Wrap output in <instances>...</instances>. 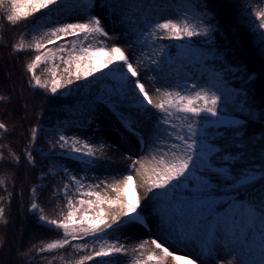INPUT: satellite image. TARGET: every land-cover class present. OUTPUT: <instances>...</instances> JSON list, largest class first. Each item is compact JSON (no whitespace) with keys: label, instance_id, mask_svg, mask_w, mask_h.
Wrapping results in <instances>:
<instances>
[{"label":"snow or ice","instance_id":"6c2138e0","mask_svg":"<svg viewBox=\"0 0 264 264\" xmlns=\"http://www.w3.org/2000/svg\"><path fill=\"white\" fill-rule=\"evenodd\" d=\"M261 2L264 3V0ZM84 3L86 7L91 6V0H84ZM64 5L65 0H0V17L5 18L9 25L15 26L32 18L31 29L42 32V35L34 36L30 43H26L21 37L13 45L14 53H36L31 62L26 64L30 87L58 96L65 91L70 93L80 81L90 82L89 78H95L98 73L115 81L108 89L107 103L113 106V114L117 115L126 130L135 132L136 125L142 119L155 117L147 138H139L146 145L150 143L154 151L145 162L134 161L131 168L135 169L139 164V174L144 178L145 190L150 194L148 199L153 204L162 230L177 244H196L202 255L210 256L227 247L230 254L234 252L238 257L237 264H252L240 259V253L250 254L251 246L257 238L264 249V187L257 189V185L264 182V165L259 169L246 165L238 169L236 166L242 165L249 158L248 149H255L256 145L260 147V158L264 159V136L257 139L246 135L250 121H264V111L257 116L252 105L244 100L242 103L238 102L240 112L246 114L242 119L219 120L222 95L218 93L222 90L214 83L210 87H198L194 83L190 86V94L161 91L160 87H154L153 91L160 93L159 99L154 102L141 73L122 47H109L103 40L98 41L99 46L95 47L91 43H84L90 37L110 39L99 16L77 9L82 14L71 22L60 21L50 25L40 23L50 13L61 12ZM200 7L206 9L207 5ZM196 15L200 17L198 23H192L187 18V13H184L182 19L163 18L147 24L145 31L148 36L144 37L141 32V37L151 38L153 42L207 37L211 42L219 31L218 26L204 24L209 15L207 11ZM252 15L259 22L255 27L260 30L261 42L264 43V9L255 11ZM50 45H54L55 49ZM160 55L163 56L164 53L161 52ZM41 64L52 65L50 80H42L37 75V68ZM61 64L64 65L65 75L58 78ZM151 65L156 67H150ZM160 65V60L154 55L150 56L143 64L145 75H148L149 70L157 72ZM255 78L254 73L248 74L249 81ZM152 79L154 77H148V84ZM7 99L9 98L0 95V101ZM124 105L127 107H121ZM117 108L121 109L118 113L115 111ZM211 117L217 118L212 121L213 124H224L230 129L233 138L231 147L236 149L235 152L207 143L206 137L197 138L202 121ZM8 131L7 124L0 122V138ZM39 131V126L31 129L29 147L23 153L33 167L36 165V157L31 148L34 147ZM57 144L60 149L66 150L65 155L69 159L75 156L78 164L92 167L102 159L97 156V151L102 153L103 145L98 148L87 140L76 137L69 139L65 135L59 136ZM4 147L0 145V148ZM9 157L17 165L20 163V157L14 152H10ZM210 158L211 161L218 158L223 166L214 167ZM5 159L4 153L0 151V162ZM63 171L68 178V183L62 185L66 212L62 209L58 219H50L43 214L44 209L35 202L36 189L32 188L34 199L29 211L39 213L38 220L41 224L50 226V230L62 232L61 239L46 244L41 242L43 246L36 248V251L43 254L71 247L88 253L76 260L75 264H88L96 258H101V264H108L104 258L127 255V248L113 234L147 224L144 219V208L147 205L142 206L141 198L133 187V175L127 174L113 184L104 181L85 183L86 177L69 175L67 168ZM209 173L214 174L215 179L223 180L233 193L226 200L216 199L214 193L217 185L212 182ZM101 185L103 192L96 191ZM0 187L7 191L4 178H0ZM73 188L79 194L78 198L74 199L73 195H69ZM2 202L0 198V203ZM5 215V208L0 206V223L6 225ZM109 236L112 237L111 240L105 239ZM148 243L149 241H144L134 251H141ZM150 243L154 246L153 250L146 259L141 258L142 252L141 256L134 257L135 264H168L169 260L173 264H197V260L192 259L190 254L179 255L171 251L170 247L174 245L165 246L157 238L151 239ZM258 264H264V253Z\"/></svg>","mask_w":264,"mask_h":264},{"label":"trees","instance_id":"16d2710c","mask_svg":"<svg viewBox=\"0 0 264 264\" xmlns=\"http://www.w3.org/2000/svg\"><path fill=\"white\" fill-rule=\"evenodd\" d=\"M181 1L191 3L202 12L207 11L208 25L215 24L219 28L212 38V48L215 49L213 56L202 64L187 66L186 70L191 76L187 81L197 84L198 87H210L212 78H215L214 74L218 72L227 79L228 85L218 93L222 95L220 109L224 108L228 114L242 119L246 114L240 112L238 102L247 100L259 116L260 112L264 111V43L261 42L260 31L255 29V24L259 22L254 19L252 13L264 9V3L261 0ZM96 4L97 0H91V6L86 7L84 0H66L63 11L75 12L77 9L87 11ZM200 5H207V8ZM50 15L51 13L40 23L50 25L48 22ZM31 20L32 18L11 26L5 18L0 17V95L9 98L0 101V122L7 124L9 129L7 133L2 134L3 138H0V145L5 146L0 148V151L6 157L5 161L0 162V178H4L7 185V191L0 187V198L3 201L0 206L5 208L7 220L6 225L0 223V264H75L76 260L88 253L76 251L71 247L43 254L36 251V248L43 244L61 239L62 233L50 230L38 220L39 213L29 211L34 199L32 188L36 189L35 202L44 209L43 214L48 218L58 219L62 209L66 212L62 185L68 183V178L63 171L64 164L54 155L65 153L66 150L59 148L54 134L65 129L70 121H79L82 113L87 111L86 103L94 107V102L102 97L104 87L112 86L113 82L106 76L89 78L90 82L80 81L73 86L70 93L65 91L63 95L58 96L30 87L26 64L31 62L36 53L34 51L14 53L13 45L21 37L26 43H30L34 36L42 35L41 31L31 29ZM151 23L153 22L149 24ZM147 36L148 32L144 34V37ZM142 42L151 47L161 44L171 55L177 51V41L153 42L151 38H142ZM196 42L202 43L199 40ZM202 66L210 72L201 71ZM51 68L52 65L41 64L37 68V75L42 80H50ZM63 69L64 65L61 64L58 78L65 75ZM249 73H254L256 78L249 81L247 79ZM37 126L41 132L34 147L31 148L36 157V165L33 167L24 158L23 153L24 149L29 147L31 129ZM43 129H51V135H45ZM204 131V138L206 137L210 144L221 149L227 148L230 152L236 151L231 147L233 138L226 126H210ZM246 135L257 139L264 136V121L260 119L250 121ZM10 152L20 157L18 165L10 159ZM259 152V145H256L255 149L249 148V158L236 167L239 169L246 165L259 169L264 165V159L260 158ZM221 162L218 158L212 161L215 164ZM209 176L217 185L215 197L233 194L223 180L215 179L212 173H209ZM259 187H264V182L258 184L257 189ZM69 195H73L74 199L79 196L74 188L70 190ZM105 239L111 240L109 237ZM262 253L264 251L250 255L244 260L258 264ZM198 254L202 255L200 250ZM207 256L202 255L203 259ZM88 264H101V258H96Z\"/></svg>","mask_w":264,"mask_h":264},{"label":"rangeland","instance_id":"374dc122","mask_svg":"<svg viewBox=\"0 0 264 264\" xmlns=\"http://www.w3.org/2000/svg\"><path fill=\"white\" fill-rule=\"evenodd\" d=\"M101 5L105 6L102 7ZM85 12L95 14L101 18L102 26L109 32L110 39L104 37L93 39L90 37L84 43L86 45L91 43L95 47L99 46L98 41L103 40L109 47L112 45L122 47L129 54L130 59L134 63V67L141 73V76L146 82L149 95L154 102L160 96V93L153 91L154 87H160L161 91H182L184 94H190L192 91L190 86L193 83L187 81L191 76L186 70V67L202 64L205 60L212 57L215 52V49L212 48V41L209 42L207 37H194L191 40L177 41V51L173 55L161 44H156L154 47H151L144 45L142 42L141 32L143 34L147 33L145 31L147 24L155 22L157 19H182L183 14L187 13V18L192 23H198L200 17L196 13H202V11L194 7L191 3H183L181 0L174 2L172 0H97L95 7ZM80 14L82 13L78 11L66 12L62 10L61 12H52L48 22L49 24L60 21L71 22L73 18ZM204 24L208 25L207 18L204 20ZM255 29L260 31L256 27ZM197 40L202 41V43H197ZM51 47L55 49L54 45H51ZM161 52L164 53L163 56L160 55ZM153 55L161 61L160 68L157 69V72L149 70L146 76L143 64ZM150 67L156 66L151 65ZM200 70L207 69L205 66H202ZM103 76V74L98 73L96 77L101 78ZM149 76L154 77L150 84H148ZM214 76L215 78H212V84H217L221 89L228 87L227 79L222 74L216 72ZM111 81L114 85L115 81ZM112 86L104 87L101 93L102 97L94 102V107L86 103L87 111L82 113L79 121H70L65 129L59 130L54 134L57 141L60 135H65L69 139L76 137L81 140H87L97 145L98 148L103 145V152L97 151V156H101L102 159L92 167L78 164L75 156L69 159L63 152L54 154L64 164L63 167L69 170V175L74 174L78 178L86 177L85 183H99L100 181H104L108 184H113L116 181L122 180L125 175L131 174L134 178L133 187L141 198L142 206L147 205L144 208V219L147 221L146 226L137 225L113 234L125 245L128 250L127 255L120 254L104 259L109 261L108 264H135L134 257L141 256V252L143 253L141 258H147L154 248L150 241L153 238H157L165 246H169L170 244L174 245L170 247V250L179 255L190 254L192 259L197 260V264H237L238 257L235 256L234 252L230 254V249L227 247L203 259L202 255L198 254L199 248L196 244H177L175 240L169 237L167 232L162 230L158 218L154 213L153 204L148 199L150 194L145 190L144 178L139 174V164L136 165L135 169L131 168L134 161L143 163L146 159L150 158V155L154 151L150 143L146 145L139 138H147L151 123L155 117L153 116L146 120L142 119L141 123L136 125L135 132L126 130L117 119V115L113 114V106L107 103L108 89ZM121 107H127V105ZM120 110V108L115 109L117 113ZM153 111L155 112V110ZM220 113L219 120L221 121L239 119L228 114L224 108L220 109ZM216 119L215 117H211L206 121H202L198 139H204V130L207 127L225 126L224 124H213L212 121ZM42 131L45 135H51V129H43ZM40 132L41 129L38 135ZM46 138L49 137L46 136ZM206 142L209 143L207 139ZM210 162H212L211 158ZM213 166H223V162L219 164L213 163ZM96 191L103 192V185H101V188L96 189ZM109 194L114 195L111 192ZM129 194L131 195V192ZM227 197H216V199L226 200ZM46 226L50 228V226ZM109 238L111 239L112 237L109 236ZM144 241H149L148 244H145L144 249L134 251ZM251 248L252 251L250 254L241 252L240 259L244 260L250 255L259 254L264 251L259 244L258 238L252 244ZM168 264H173V261L169 260Z\"/></svg>","mask_w":264,"mask_h":264}]
</instances>
